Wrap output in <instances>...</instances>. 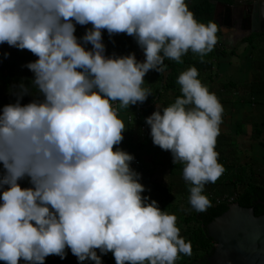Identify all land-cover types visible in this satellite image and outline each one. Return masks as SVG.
Returning <instances> with one entry per match:
<instances>
[{"label":"clouds","instance_id":"9594fccd","mask_svg":"<svg viewBox=\"0 0 264 264\" xmlns=\"http://www.w3.org/2000/svg\"><path fill=\"white\" fill-rule=\"evenodd\" d=\"M89 24L78 36L77 25ZM105 29L133 36L145 59L106 54ZM217 31L187 0H0V44L37 57L25 65L33 76L0 107V260L44 264L69 248L95 264L110 251L116 264H175L191 254L176 215L144 194L134 154L114 146L127 128L119 109L152 94L146 73L189 50L203 60ZM198 77L195 65L182 71V95L145 119L153 143L183 162L189 203L205 211V185L225 170L215 147L224 109Z\"/></svg>","mask_w":264,"mask_h":264},{"label":"trees","instance_id":"16d2710c","mask_svg":"<svg viewBox=\"0 0 264 264\" xmlns=\"http://www.w3.org/2000/svg\"><path fill=\"white\" fill-rule=\"evenodd\" d=\"M189 8L194 12L196 18L202 22L207 23L209 20H214V14L216 10L217 3L231 5V0H187ZM87 26V25H85ZM264 34L258 37L257 34L248 36L243 39L251 47V55H254V52L257 49V46L261 43ZM105 42V38L103 37ZM260 41V42H259ZM8 44H0L2 47H6ZM107 52L108 49H107ZM110 53V52H109ZM112 54V53H111ZM217 54H220L224 57L226 56H236V51L231 50L227 52L223 49H213L204 55V59L201 60L199 54H194L191 50L185 53L181 61H176L170 58H165L164 63L168 65L167 69L164 72H161L160 75V85L157 95L158 100H164V105L174 102L175 98L181 93L177 92V82H178V69L185 68L186 65L199 63L200 65L213 66L215 64V57ZM17 65L14 62H9L7 60L2 61L1 76L3 77V84L8 90L16 83H19L21 79H27L22 74H19L16 70ZM210 81H213V77L209 76ZM204 83V82H202ZM255 84H253L254 87ZM222 87L225 90L232 92L233 102H246L252 100V93L247 94L248 96L242 95L239 93L240 89L237 83L227 80V82L222 84ZM242 95V96H241ZM25 99H32L31 96H25ZM253 101V100H252ZM155 102V101H154ZM152 100L145 102L144 104H138V107L129 106L121 107L119 112L127 111L129 112L133 119L129 126V136L132 132V127L138 125L140 128L145 127L144 136L145 140L142 142L141 146L147 144H154L151 137L150 126L146 123V117L150 113ZM241 126H237L238 135L241 131ZM263 135L262 130L257 124L253 125V132L251 139L253 141H258ZM216 150L219 153L218 160L224 165V171L220 177L215 182H208L205 186H233L236 190V198L232 203H237L242 207L252 208L256 216L264 214V206L259 203V201L264 202V183L257 181L255 179V173L252 171V165L241 166L235 160L229 161L227 157H224L221 154L223 148L230 149L234 146V141L227 139L221 136L216 138ZM264 147V144L262 145ZM170 174L172 177H183V163H170ZM22 186H28V181L25 179L21 182ZM150 189H145V195H151V193L156 195V199L159 202L160 207L168 211L169 213L175 214L177 217V225L186 226L184 232L185 239L191 241L192 252L190 255L180 253L175 264H207V258L213 253L215 243L208 237L206 232V226L211 223L215 218L221 216L228 210L229 203L216 204L212 200L210 206L207 207L205 211H197L189 203V195H185L183 201V207L185 211L181 209V203L175 204L173 201L174 187L177 186L174 182H170L167 187H161L150 184ZM241 188V189H240ZM181 210L184 211L181 212ZM98 254H99V250ZM102 259L104 264H116L115 258L112 252L107 254H102ZM0 264H6L5 261L0 260ZM23 264V262H22ZM82 264H95L94 261L86 260Z\"/></svg>","mask_w":264,"mask_h":264},{"label":"crops","instance_id":"0c3cea01","mask_svg":"<svg viewBox=\"0 0 264 264\" xmlns=\"http://www.w3.org/2000/svg\"><path fill=\"white\" fill-rule=\"evenodd\" d=\"M224 26L225 25L222 26L217 24L218 28L224 29L222 38L224 39L226 47L230 48L231 50H235L237 54L236 56L226 57L220 54L216 55L214 62L219 65L217 78H215L216 76L210 71L212 66L200 65L199 63L189 64L186 65L185 68L178 69V76L188 67L195 65L199 72L198 78L209 87L210 91L216 93L224 109L222 113V122L219 126V136L231 139L233 134L237 132L238 125L245 129L249 128V130H247L249 131L248 135H252L251 133L253 131L254 124H257L264 134V37H262L263 39L260 40L261 43L259 45L261 46L258 45L254 55H251L250 45L243 41L241 37L239 39L238 32L235 29ZM86 28L87 26L85 25H77V35H83ZM251 34H257L259 37L260 35L264 34V31H258L257 33L252 32L250 35ZM248 36L249 35H246L244 38ZM103 37L105 38V44L110 53L121 55L135 51L138 60L145 59L143 49L138 45L133 36L126 33H117L110 36L105 29ZM6 47L10 46L7 45ZM241 48H243L245 52L247 51V53L243 56L239 53V49ZM194 54L196 55L198 53ZM160 75L161 73L156 70H149V72L146 73L144 86L149 87L152 90V94H150L143 103L137 102L136 104H132L130 106L138 107V104H144L145 102L152 100L153 103H151L149 115H151L152 112L156 110L157 105H159L161 108L165 107L164 100L156 102V100H158L157 91L160 85L162 86L163 84L160 82ZM209 76L213 77V81L208 79ZM224 77L227 78L224 79ZM227 80L238 84L240 94L248 96L247 94L252 93L251 99L253 101L249 100L246 102H233L232 92L225 90L222 87V84L227 82ZM253 84H255L254 87ZM177 92L182 94L181 85L178 82ZM115 103L118 104L119 102L117 101ZM119 115L124 119L127 128L124 132V139L119 145H115L114 147H121L126 151L133 153L134 157L140 160L141 165L133 168L142 173L140 179L141 182L146 186L147 190L151 188L150 184L152 183L161 187H167L170 182L177 184V186L174 187L172 193L173 197H176V203H181L185 195H190V182L186 181L184 177H172L170 174V168L168 165L173 163L171 151L164 150L156 144H147L141 146L142 142L145 140L144 129L133 124L132 132L129 136V126L133 117L127 111L119 112ZM232 130H235V133H233ZM258 147L261 149L260 150L258 148V152H261L262 155H264V147L259 145ZM225 150L226 148H223L221 154L224 157H227L224 153ZM228 159L231 161L230 158ZM254 159L257 161V158ZM177 163L183 162L178 161ZM249 164L251 166V163ZM249 164L246 163L241 166H246ZM231 187L233 186H205L204 191L205 193H210V189H213V192L216 191L219 193V196H223L226 193H230ZM233 188L235 189V187ZM67 253V255L72 259L73 256H75L72 254L70 248L68 249ZM71 264L74 263L71 262Z\"/></svg>","mask_w":264,"mask_h":264},{"label":"water","instance_id":"95a60500","mask_svg":"<svg viewBox=\"0 0 264 264\" xmlns=\"http://www.w3.org/2000/svg\"><path fill=\"white\" fill-rule=\"evenodd\" d=\"M233 5L217 3L214 20L219 10L232 12L242 5L260 9L261 16L254 18L255 25L264 26V0H231ZM242 2V5L238 3ZM264 206V202L259 201ZM206 232L214 243V251L207 258V264H264V214L256 216L252 208L231 204L228 210L206 226Z\"/></svg>","mask_w":264,"mask_h":264},{"label":"rangeland","instance_id":"374dc122","mask_svg":"<svg viewBox=\"0 0 264 264\" xmlns=\"http://www.w3.org/2000/svg\"><path fill=\"white\" fill-rule=\"evenodd\" d=\"M224 27H226V26H224ZM223 31H224L223 28L222 29L218 28V31L216 33L218 39H217V42L215 44V49L217 50V49H223V48L225 49L226 48L227 52H230L231 49L226 47V45L224 43V39L222 38ZM239 39H240V36H239ZM240 41H242V40H240ZM259 46H261V45H259ZM5 52L10 53V55L5 56L4 55ZM239 53L243 56L244 54L247 53V51L245 52L243 50V48H241V49H239ZM36 58L37 57L34 56L29 50H25V49L17 50L12 46H10V47L0 46V70L2 68V61L7 60L9 62H14L17 65L16 70L19 74H22L25 78H31L33 76V73L31 72L30 69L25 67V65L28 61L34 60ZM210 71L216 76L215 78H217L218 71H219V65L215 62V64H213V66L211 67ZM225 78H227V77H224V79ZM222 79H223V77H222ZM11 89L12 88H9L8 90H6V87L3 84V77L1 76V71H0V107H2L5 103H9V102L14 101L15 97L11 94ZM29 100L30 99L24 98L23 102H28ZM233 129H234V127H233ZM247 130H249V128L248 129L241 128V131L239 132L238 135H236V133L234 132L235 130H232L233 133H235V134H233V137H232V140L234 141V146L230 149H226L224 153L228 158H230L231 160H235L240 165H244L246 163H248V164L251 163V165H252L251 169L256 175L255 179L257 181H260L261 183H264V155H262V153L258 152V150H257L258 148L260 149V147H258V145L262 147V145L264 144V134L262 135L261 140L254 142L251 139V135H248L249 131H247ZM254 158H257V161H255ZM230 189H231L230 193H226L223 196H219V193H217L216 191L213 192V189L212 190L210 189V193H206V194L208 195V198L210 200H212L214 203L216 202V200H219L222 198H226L231 202L232 200H234L236 198V190L233 187H231ZM149 196L151 198L156 199L155 194L154 195L151 194ZM156 200H158V199H156ZM173 201L175 204H178V203H176V197H173ZM181 209H183L185 211V207H183V204L181 206ZM183 210H181V212L184 213ZM179 227L181 229L180 234L182 236H184L186 226L181 225ZM66 251H68V249H66ZM55 261H57L59 264H71V262H73L74 264H79V263L81 264L82 263L77 259L76 256H73V259H72L70 256L67 255L64 259H61V257L59 255L51 254V255L46 257L44 264H54ZM126 264H127V262H126Z\"/></svg>","mask_w":264,"mask_h":264},{"label":"flooded vegetation","instance_id":"af4514ba","mask_svg":"<svg viewBox=\"0 0 264 264\" xmlns=\"http://www.w3.org/2000/svg\"><path fill=\"white\" fill-rule=\"evenodd\" d=\"M240 4L242 5V2L238 3V5ZM256 8L257 7H253V9H251L246 5H242L241 8H235L232 12L230 11V13L225 9H220L216 23L235 29L243 40L246 35H254H250L252 32L257 33L258 31H264V26L261 27L262 21H260L261 23L259 25H255L254 23V18L261 16V13H259L260 9Z\"/></svg>","mask_w":264,"mask_h":264},{"label":"built area","instance_id":"2783aa9c","mask_svg":"<svg viewBox=\"0 0 264 264\" xmlns=\"http://www.w3.org/2000/svg\"><path fill=\"white\" fill-rule=\"evenodd\" d=\"M91 25L89 24V25H87V27H90ZM90 47H91V45H90ZM106 54H108V55H111V53H109V52H106ZM142 129H144L145 130V127H142ZM131 164H132V167H138V166H140L141 165V162H140V160L139 159H137V158H135L132 162H131ZM229 203L230 205L231 204H234V203H232L233 202V200L230 202L228 199H226V198H222V199H219V200H216V204H221V203ZM54 264H59L57 261H55L54 262Z\"/></svg>","mask_w":264,"mask_h":264}]
</instances>
